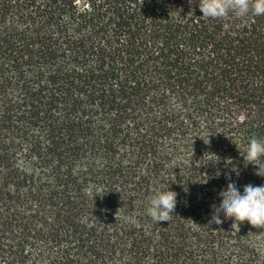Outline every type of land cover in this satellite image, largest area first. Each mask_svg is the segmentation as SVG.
Returning <instances> with one entry per match:
<instances>
[{
  "label": "trees",
  "instance_id": "obj_1",
  "mask_svg": "<svg viewBox=\"0 0 264 264\" xmlns=\"http://www.w3.org/2000/svg\"><path fill=\"white\" fill-rule=\"evenodd\" d=\"M251 138L264 17L0 0V264H264V226L211 224L227 179L264 184L245 167ZM168 188L173 217L157 224L148 201Z\"/></svg>",
  "mask_w": 264,
  "mask_h": 264
},
{
  "label": "clouds",
  "instance_id": "obj_2",
  "mask_svg": "<svg viewBox=\"0 0 264 264\" xmlns=\"http://www.w3.org/2000/svg\"><path fill=\"white\" fill-rule=\"evenodd\" d=\"M198 6L203 17H222L229 9L238 15H251L256 18L264 17V0L258 2L251 8L246 0H198ZM245 167L248 163L257 165L255 175L264 177V165L255 163L264 157V140L258 138L249 139L244 153L242 154ZM232 176H238L239 171H232ZM230 184L225 193L219 196L220 207L214 208L215 218L211 224L222 228L220 219L232 218L234 223L247 221L252 226H264V184L254 186L247 184L241 192L239 188L232 184L230 179L226 180ZM177 193L169 190H157L148 201L146 214L157 224L161 221H169L175 209Z\"/></svg>",
  "mask_w": 264,
  "mask_h": 264
}]
</instances>
